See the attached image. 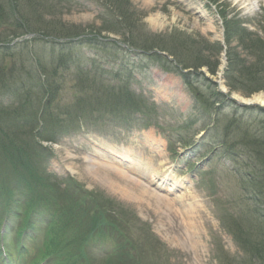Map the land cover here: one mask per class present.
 <instances>
[{
	"label": "rangeland",
	"instance_id": "rangeland-1",
	"mask_svg": "<svg viewBox=\"0 0 264 264\" xmlns=\"http://www.w3.org/2000/svg\"><path fill=\"white\" fill-rule=\"evenodd\" d=\"M53 1L54 6L48 8L51 9V13L40 12L44 20H61L67 24L87 27V31L90 28L96 31L101 24L104 8L99 0ZM27 2L28 0H17L19 11L23 15L26 12L33 13L27 8ZM130 2L140 17L135 21L139 28L132 30V35L125 33L122 36L111 32L102 34L108 39L117 40L121 44L118 45L119 49H125L126 44L122 43L129 41L132 36L145 32L166 35L180 32L189 36L188 39L192 41L190 45H194L195 42L212 45L214 41L223 39L225 23L229 20L236 24L242 39L249 36L248 28H253L254 31L264 30V0H212L213 6L208 5V0H130ZM2 3L7 13L11 14L15 9L14 4L11 8L12 0H5ZM219 8L227 14L225 17L218 16ZM38 13L39 11L34 17ZM231 16L235 19H227ZM34 26L38 27L37 24ZM11 30L10 25L0 24V34H10ZM237 39L235 36L230 38V41H233L231 47L239 48ZM102 47L96 50L78 44L74 47L73 54L77 52L85 56L84 65L89 64L90 58H95L106 69H122L126 63L137 66L138 69L135 67L132 71L134 80L131 81V86L136 93L158 103L159 124L149 127L138 123L129 125L126 120L116 121L108 116L107 120L103 121L88 119L82 122L83 125L80 124V127L77 122H71L73 127L77 128L71 129L63 136L59 134L57 138L59 141L50 145L52 159L49 169L62 179L63 186L67 185L68 191L74 185L78 190L76 195L71 193L65 195V202H72L76 208L75 202H81L78 208L80 209L86 200L85 205L89 206L83 218L88 224L99 217L103 224H113L118 230L119 227H123L122 231L119 230L123 235L122 240L119 238L117 242L122 243L131 239L134 241L132 248H144L141 255L131 250L134 259L141 260L143 264H151V254L156 255L153 264H250L248 255L234 239L229 225L234 218L241 226L247 220L252 221L253 225L249 227L256 237H261L258 232L260 229L255 218H251L250 208H247L249 203L248 201L247 204L244 203V197L230 171L228 161L214 153L205 134L199 136L200 133L195 128H180L181 122L187 119L193 105V97L188 87L179 76L163 71L143 56L134 57L131 52L124 54L110 43ZM213 51L204 49V55L213 60L215 55ZM218 55L220 61L218 72L216 75H210L217 85L221 82L219 76L225 65L223 52ZM140 58L145 59L141 61ZM70 86L71 83L67 82L63 87L58 103H69L72 100V92L75 91L70 89ZM233 92L234 97L237 95L246 99L256 94L245 96L240 91ZM257 93L264 94V91ZM224 104L226 106L221 105L218 114L217 130L222 128L227 116L235 110L233 105H227V101ZM255 106L264 109L259 103ZM237 111L256 118L261 116L258 111L242 109ZM192 143L193 146L188 149L186 146ZM112 154L115 161L123 163L125 176L155 194L154 198L137 199L140 197L139 191L132 189L129 193L128 190L116 188V185L117 187L119 185L116 179L114 183V180H110L106 173L102 172L104 165L96 166L97 163L111 161L113 158L109 155ZM9 170H5L7 179L10 175ZM152 174L155 176L152 177ZM163 178L165 182L162 181ZM149 179H153V183H149ZM14 181L15 178H12L9 182ZM162 182L164 187H158ZM172 184L173 186H169ZM4 191L8 193L9 188L6 187ZM4 191L0 198V208L4 205L6 196ZM237 203L241 204L239 211ZM184 206L192 211H199L191 235L182 225ZM49 212L55 219L60 216L57 220L58 230H54L57 239L48 244L52 245L50 248L53 249L54 246L58 251L74 255L79 264L85 261L81 258L84 251L85 264L107 262L106 256L103 255L114 248L115 241L100 239L93 241L95 236L101 234L93 237L94 233H90L87 227L76 226L75 217L68 219L53 209ZM104 213L111 218L108 222L102 218ZM230 214L234 217L230 218ZM13 237L14 234H10V239ZM103 244H106V249L102 247ZM55 260L58 261V258ZM18 263L24 264L25 261ZM107 264L114 263L109 261ZM118 264L122 262L118 261Z\"/></svg>",
	"mask_w": 264,
	"mask_h": 264
},
{
	"label": "trees",
	"instance_id": "trees-1",
	"mask_svg": "<svg viewBox=\"0 0 264 264\" xmlns=\"http://www.w3.org/2000/svg\"><path fill=\"white\" fill-rule=\"evenodd\" d=\"M4 1L0 0V23L10 25L12 30L10 34L5 33L3 35L1 33L0 41H6L9 35L16 36L23 32V30H15L14 27L19 28L24 25V30H29L33 24L38 25V30L43 35L67 39L64 43L58 42L59 44L53 43L52 40V42L49 40L37 42L38 44L34 43L35 41L25 45L15 43L17 45L11 46V51L14 50L13 55H17V48L26 47V55L18 56L22 61L19 63L17 60V64L13 63V66H8L4 61L0 62V95H11L16 100L15 103L8 102L7 104L0 101V198L4 189L9 188L8 193L4 191L6 196L0 212L3 213L4 211L8 217L23 215V218L26 219L29 214L40 213L42 215L44 210L56 207V204L58 205L57 195L61 193L58 185L56 183L53 185V181L46 175L43 178L40 174L42 170L30 160L33 156L32 150L36 152L38 146L37 141H33L36 135L39 138H51L48 137L50 134L48 127L52 125L50 119L55 118L54 123H61L64 120L60 117L61 115L71 116L72 113L81 116L87 113L93 119H101L103 113L101 109L102 106L105 107L104 105H106L107 112L114 115L124 112L127 115L141 114V120L145 121L146 124L153 122L154 113L151 114L149 105L142 97L135 94L126 83H122L120 71L113 74L118 78L117 84H106L107 80L101 79L100 75L103 73L109 75L108 71L99 73L97 69L91 70L78 64L77 56L72 53V43H74L72 38L81 37L79 43L89 46H96L101 42L97 35L84 34L87 27L67 24L61 20H44L41 13L36 17L32 15L23 17L18 10L17 0H12L11 8L13 4L15 7L17 5L16 9L22 23L17 20L13 21V18L10 19L11 15L6 14L5 7L2 5ZM105 3L114 13V18L104 19L105 21H102L101 26L96 31L88 28L90 32H96L100 35L102 31H112L124 36L125 33L132 35V30L139 28L135 21L140 17L136 14L137 11L131 7L129 0H106ZM27 7L32 10L33 14H36L38 8H43L42 11L47 8L44 2L42 6L40 2L34 0H29ZM50 10L47 9V12ZM12 13L14 15L16 10H13ZM15 16L18 18L17 14ZM229 21L225 23V40L229 43L230 38L235 36L238 38L240 48L245 53L248 51L253 58L247 60L241 56L237 47L228 48L224 76L229 90L240 91L246 96L254 92L264 91V40L250 35L242 39V34L238 32L236 24ZM148 33L132 36L128 42L132 47L141 50L159 62L164 70L180 75L194 93L195 108L201 114L198 119L201 121L203 129L214 128L211 126L212 123H216L215 127H217L219 106L225 101L231 104L234 102L227 95L218 91L205 77L204 80L207 82L205 89L199 87L197 77L202 76L201 72H198L202 66H206L210 73L216 71L219 63L218 54L221 50L220 44L201 45L195 42L194 45H190L192 41L188 39L189 36L180 32L170 35ZM56 44L60 48H57ZM36 46H45L52 51L49 63L44 57L47 56V51L44 50L43 54L39 55ZM203 48L210 52L214 50L213 60H209L210 58L204 55ZM28 50H30L29 53ZM156 51H165L172 55L177 64L173 65L171 60ZM0 54L1 60L7 58L6 55H3L2 50H0ZM28 55L31 58H28ZM72 65H77L78 68L73 80L81 95L76 101V109H73L74 105L72 109L66 107L70 110H62L54 116L52 108L49 106H52L56 100L61 88L59 83L63 82L66 74L70 73ZM59 68L60 70H58ZM188 68L192 70L182 71ZM84 91L87 92L85 96ZM234 107H236L235 110L227 116L225 123L221 126L222 128L220 130L215 129L211 137L216 144L218 154L230 162L232 172L236 176L242 191L244 203L247 204L248 201L249 204L247 205L250 206L251 218H255L261 237L253 236V230L250 228L253 222L249 220L244 224L241 220L243 224L241 226L234 218L229 225V230L248 255L250 264H257V262L264 264V111L258 106ZM239 108L243 111H258L261 116L256 118L245 115V112L238 113L237 109ZM39 110L42 112L40 115L38 114ZM38 119L42 120L41 129ZM64 129L62 125L59 126V131ZM43 133L46 136L43 137ZM6 162H11V169H13V171L10 170L8 179L5 177L6 172L2 166ZM13 177L15 181L9 182ZM44 179L46 186L43 185ZM64 191L62 189V193ZM75 204L77 208L71 202L64 210L59 211L61 208H58V211L68 219L75 216L74 223L77 227L85 226L90 233H98L99 227L104 222L96 217L93 222L86 223L83 216L87 214L89 205L84 203L78 209L81 202H75ZM236 206L239 211L241 204L237 203ZM229 217L232 218L234 215L230 214ZM102 218L108 222L105 214H102ZM51 225L52 227L43 240V243L46 244L43 248L45 251L57 250L54 246L53 249L50 248L52 245L48 244L57 239L54 229L58 230L59 225L58 222L57 226H54L53 223ZM106 225L113 227L112 224ZM20 236L21 233L18 234V237Z\"/></svg>",
	"mask_w": 264,
	"mask_h": 264
},
{
	"label": "bare ground",
	"instance_id": "bare-ground-1",
	"mask_svg": "<svg viewBox=\"0 0 264 264\" xmlns=\"http://www.w3.org/2000/svg\"><path fill=\"white\" fill-rule=\"evenodd\" d=\"M235 96H236V99L239 101L257 102L260 105L264 106V94L263 93H256L248 99H246V98L243 99L242 97H239L237 95H235ZM113 162H115V161L112 160V161H109L107 163H97L96 166L99 167V166L104 165L103 166L104 169L102 170V172L106 173V175L109 177L110 180H112V181L114 180L113 181L114 183H115V179H116L117 183L119 184L118 187L116 185V188L118 190H124V191L128 190L129 193L132 189H134L135 191H139L140 197H137V199H141V200H143L144 198L149 199L150 197H153V198L155 197V194L151 193L149 190L144 188L138 182L133 181L132 179H129L127 176H125L126 172L124 170H122V168H124V167H122L121 165L114 167L112 165ZM85 170L88 171L86 168H85ZM154 176H155V174H152V177H154ZM163 180H164V178L162 179V181ZM150 181H153V179H150ZM164 182H165V180H164ZM164 182L159 183V185L164 187L163 186ZM173 184L169 185V186H173ZM170 188H172V187H170ZM170 188H168L167 190H169ZM124 191H120V192L123 193ZM182 213H183V217H184V220L182 221V225L184 226V228L186 229L188 234L191 235L195 226H196V221H197V217L199 216V211L198 210L192 211V209H187V206H184Z\"/></svg>",
	"mask_w": 264,
	"mask_h": 264
}]
</instances>
